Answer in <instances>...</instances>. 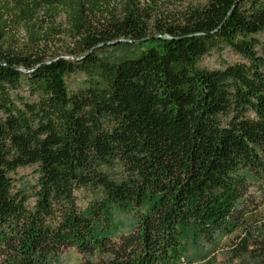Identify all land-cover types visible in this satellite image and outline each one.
I'll return each mask as SVG.
<instances>
[{"label":"trees","instance_id":"trees-1","mask_svg":"<svg viewBox=\"0 0 264 264\" xmlns=\"http://www.w3.org/2000/svg\"><path fill=\"white\" fill-rule=\"evenodd\" d=\"M59 1L74 56L0 52V264H180L187 240L264 220V5L143 0L140 15L117 0L90 22L92 0ZM224 49L241 61L199 64ZM24 168L31 193L15 186Z\"/></svg>","mask_w":264,"mask_h":264},{"label":"rangeland","instance_id":"rangeland-1","mask_svg":"<svg viewBox=\"0 0 264 264\" xmlns=\"http://www.w3.org/2000/svg\"><path fill=\"white\" fill-rule=\"evenodd\" d=\"M259 1L264 5V0ZM198 0H173L169 9L181 10L183 6L195 4ZM117 0H92L87 11L90 22H97L102 18L105 10L117 12ZM146 2L137 0L133 9L142 15ZM0 52L3 55L11 53H37L48 60L54 57H72L77 52L79 36L71 24L67 10L59 0H17L5 5L0 15ZM259 39L264 42V33L259 34ZM122 39L114 42L113 47ZM102 47L103 56L117 60L135 53L136 47L129 45L124 48ZM241 61V58L229 49L213 51L205 55L199 64L208 68L219 67L223 63ZM80 75L70 77L72 87L82 84ZM115 174L112 168H107ZM117 174V173H116ZM36 174L33 168L20 169L15 174V186L21 190L32 192L36 183ZM80 204L84 200L80 199ZM112 215L116 225L127 229L130 226L131 216L127 210L115 207ZM239 232L236 233V235ZM235 235V234H234ZM234 235L219 236L214 244L199 242L195 244L190 240L185 242V251L180 264H256L264 250V220L258 221L248 228L246 234H240V239ZM69 262L75 261V254L67 255Z\"/></svg>","mask_w":264,"mask_h":264}]
</instances>
